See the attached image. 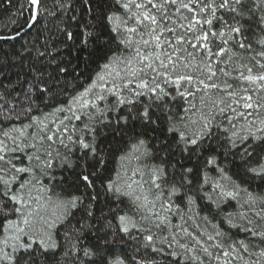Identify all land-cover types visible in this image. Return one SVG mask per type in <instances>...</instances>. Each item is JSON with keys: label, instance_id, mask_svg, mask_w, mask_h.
<instances>
[{"label": "snow or ice", "instance_id": "obj_1", "mask_svg": "<svg viewBox=\"0 0 264 264\" xmlns=\"http://www.w3.org/2000/svg\"><path fill=\"white\" fill-rule=\"evenodd\" d=\"M11 3V0H7ZM0 78V264H264V0H26Z\"/></svg>", "mask_w": 264, "mask_h": 264}, {"label": "trees", "instance_id": "obj_2", "mask_svg": "<svg viewBox=\"0 0 264 264\" xmlns=\"http://www.w3.org/2000/svg\"><path fill=\"white\" fill-rule=\"evenodd\" d=\"M26 0H0V34H15L19 25L23 24L28 16L25 5ZM59 23L55 17L41 19L36 27L21 34L15 41L0 42V78L10 79L15 83L18 75L23 78L27 71L29 53L26 49L42 47L45 38L55 32V25Z\"/></svg>", "mask_w": 264, "mask_h": 264}]
</instances>
